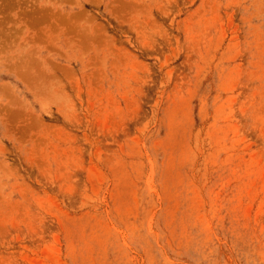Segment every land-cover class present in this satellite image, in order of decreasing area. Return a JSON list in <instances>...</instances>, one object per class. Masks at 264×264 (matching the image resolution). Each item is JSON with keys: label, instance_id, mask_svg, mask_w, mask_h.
I'll use <instances>...</instances> for the list:
<instances>
[{"label": "rangeland", "instance_id": "obj_1", "mask_svg": "<svg viewBox=\"0 0 264 264\" xmlns=\"http://www.w3.org/2000/svg\"><path fill=\"white\" fill-rule=\"evenodd\" d=\"M0 264H264V0H0Z\"/></svg>", "mask_w": 264, "mask_h": 264}]
</instances>
